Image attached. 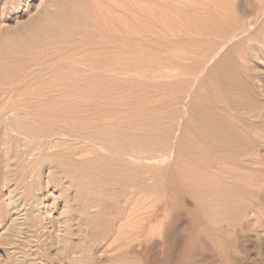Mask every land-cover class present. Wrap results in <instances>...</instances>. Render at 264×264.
Masks as SVG:
<instances>
[{"label": "rangeland", "instance_id": "rangeland-1", "mask_svg": "<svg viewBox=\"0 0 264 264\" xmlns=\"http://www.w3.org/2000/svg\"><path fill=\"white\" fill-rule=\"evenodd\" d=\"M50 1L57 2L0 0V40H7L0 41V54L14 42L39 39L29 28L23 38L9 35L57 11ZM109 2L111 54L123 68L108 82L71 84L83 92L49 104L44 121L61 136L48 140V148L37 136L27 146H0V264H264V19L260 10L252 14L257 0ZM91 9L84 12L91 15ZM91 23L83 27L94 30ZM218 24L234 32L221 49L214 32H203ZM189 53L193 62L212 64L200 70L192 91L202 126L184 127L187 140L175 160L171 134L162 146L156 140L163 130L169 133L172 120L158 129L154 113L171 112L177 85L191 92L175 74ZM44 78L52 87L60 81ZM6 131L12 133L0 124V135Z\"/></svg>", "mask_w": 264, "mask_h": 264}, {"label": "bare ground", "instance_id": "bare-ground-1", "mask_svg": "<svg viewBox=\"0 0 264 264\" xmlns=\"http://www.w3.org/2000/svg\"><path fill=\"white\" fill-rule=\"evenodd\" d=\"M109 1L110 0H108V2L106 0H57V2H56V0H55L56 3H54V1H50L49 6L58 5V10L57 11L53 10L56 12H54L53 14H50L53 11H50V13H49V11L47 10L48 12H46V13L48 16L42 17V14L41 15L39 14V16H41V17L37 16V18H35L30 23L21 25V26L17 27V29L10 31V35H9V33H6L10 37L12 35V37L14 39L15 38L14 35L16 36V34H18V35L21 34V36H22V34H24L25 30H27L29 28V30L31 29V31L33 30L32 32H36V34H38V36H35V37L36 38L38 37L39 39H35V38L34 39H28V41H26V42H24L22 40V42H18V43L17 42L15 43L13 41L15 45L13 44V46L10 48L4 47L3 50H5V51L1 50L3 53L1 52V54H0V119H1L0 124L3 123L4 129L9 130L8 132H10V133L12 132L8 136H7V134H8L7 131L5 132V136L2 135L3 133H1V135H0V146L1 147L4 146L8 142H9L8 145H10L11 147L12 146L15 147V144H17V143L24 145V143L26 144L27 141L28 140L30 141V139L33 138L34 136L35 137L37 136L36 139L39 138L38 139L39 141L42 139L43 143H45V147L49 146L50 144H49L48 140H51L53 138L54 139L59 138L61 136V134H60L61 131L58 132L59 130L55 127L58 130L56 132V130L52 129L53 126H51L52 127L51 128L52 130H51L50 128H48L50 126H47L46 125L47 123H45V121H44L43 115H46L50 112L49 104L54 103L57 100H62L63 98H65L64 96H66V95H77V94L80 95V93L83 92V90L70 87L71 84H80V83H91V84H93V83H97V82H101V81L108 82L115 76L116 69H122L123 68L122 63H120L114 57V55L111 54L112 37H111L110 33H112L111 30H113L112 20H113L114 16L111 15V8L113 6L110 7ZM102 2H103V4H102ZM10 4H11V0H10ZM48 4H49V2H48ZM257 4H258V7H257L258 9L256 8V10H255V6H254L253 7L254 10H252V11L254 12V11L258 10L257 12H259V10H260L261 13L263 14L262 19H264V0H257ZM102 6H105V7H102ZM89 7L93 8V11H92V9L90 11L93 12L95 17L91 13H90L91 15L87 14L88 10L90 9ZM46 8L48 9V7H46ZM84 9L87 10V13L84 12ZM45 11L46 10H44L43 15H46ZM64 12H65V14H63ZM252 14H256V13L254 12ZM111 16L113 17L112 19H111ZM45 17H47V18H45ZM48 17H49V19H48ZM116 17H119V16L117 15ZM254 17H256V16H254ZM44 18H45V20L48 19V24H46V22L44 21L45 22L44 28H42L41 30L38 31L36 29V27L38 28V26L35 27V25L36 24L40 25V24L44 23L43 22ZM257 19L258 18H256V21H257ZM262 19L260 18V20H262ZM49 21L51 22V24H49L50 23ZM90 21L93 23H91ZM40 22H42V23H40ZM261 22H263L261 24H262V27L264 28V21L262 20ZM89 23H91L95 29H100L101 31L99 32V30L97 31L95 29L94 30H90V29L88 30V29L83 27V25L87 26V24H89ZM213 26H215V27L212 29L205 28L207 30H204L203 32H205L206 35L208 34L207 36H209L211 34V36L214 37L212 34L213 32H214V34L217 35L218 38L215 37L214 39H216V38L218 39L217 42L219 45V49H221V47L228 46V44L225 42V39H226V37H228L229 35H231L234 32H232L230 30H228L230 32L226 31V29H227L226 27L228 25L226 27L219 26V24H218V26L217 25H213ZM257 26H260V25L257 24ZM31 27L32 28L35 27V28L32 29ZM42 27H43V24H42ZM39 28H41V26ZM208 28H209V26H208ZM228 28H230V27H228ZM232 28H234V27H232ZM34 29L37 30L39 33L37 31H35ZM233 31H234V29H233ZM244 32H246V31H244ZM6 34L4 36H2L3 39H7L8 35L6 37ZM33 34L34 33L30 34V35H32L31 38L33 37ZM77 34H78L79 38H77V36H76ZM27 35H29V34H27ZM247 35H249V34H247ZM10 37H9V39H10ZM261 37H263V36H261ZM21 38H23V36ZM26 38H27V36H26ZM16 40H18V39H16ZM0 41H1V43H3L5 40L1 39ZM5 42H7V40ZM220 45H221V47H220ZM38 47H41V48L38 49ZM15 51H17V52H15ZM210 51H211L210 54L215 53L214 49L210 50ZM10 52H13V53L15 52V53L13 55ZM16 53L17 54L19 53V56L18 55L16 56L15 55ZM219 53H220V51H219ZM9 55L10 56L13 55V56L10 57ZM186 59L189 60V62H182L179 66V69L175 70L176 71L175 74H177V77L179 79H183L185 81V83H187L191 87V92H187V90L185 89V87H183V85H181V84L177 85L175 90H173L175 97L170 104L172 106L171 112L168 111V113H165L162 111L163 114H161V112H158V114L154 113L155 114L154 116L156 118V120L154 122L155 123L154 126L158 129H162L163 127L166 126V124H165L166 118H168V119L170 118L172 120V121L170 120L172 123L169 121V123H171L169 133H167V129L163 130L160 134H158V137H156V140L162 146L165 141H168L166 139L167 138L166 136L167 135L169 136L171 134L172 143H173V146L175 148V154H174L175 160L180 159V147L187 140L186 137H182V131H183L184 127H186V126L190 127V131H194L197 128H200L202 126V124L201 125L199 124L201 122L200 121V115L195 113V110H194L192 91L198 85V79L196 77L200 74V70L202 68H206L208 70L212 64V63L206 64L210 60H208L207 62H204L203 60L201 62L199 60L193 62V60L195 58L190 56V53ZM198 59H200V58L198 57ZM201 59H204V58H201ZM196 62H198V63H196ZM44 74H51L55 78H57L58 81L59 80L61 81V79H59V77H60V78H62V80H64V82L66 84H64V82H61V86H62L61 87L60 84H58L60 82L59 81V82H56L59 86H57V84L55 83L57 87L56 86L52 87L51 85L47 86L46 85L47 82L44 78ZM181 75H183V76L185 75V77L181 78ZM44 83H45V85H44ZM252 102L250 101L249 103L251 104ZM68 110L69 109H66L65 112L69 113L71 111V110L70 111H68ZM73 112H75V111H73ZM260 112L264 114V105H263V107L260 108ZM36 116H38V117H36ZM123 118L125 119L126 117H123ZM168 119H166V120H168ZM65 120H66V118H65ZM218 121L219 120H216V123H218ZM221 121H224V120L221 119ZM67 122L70 125L66 124V126H69V128L71 130H73L71 128L72 127L71 124H74V123L73 122L69 123V119ZM90 123H88V125ZM207 123H209V122H206V124ZM58 124L60 126L62 123L59 122ZM82 124H83L82 126H84V128L86 129L87 123H86V125H84V123H82ZM93 124H95V123L93 122ZM120 124H121V122L118 123V125H120ZM164 124H165V126H164ZM167 124H168V121H167ZM77 126L78 125H76V127ZM82 126H81V128H82ZM120 126L122 127V125H120ZM204 126H205V124H204ZM93 127H95V126L93 125ZM121 127H118V130ZM58 128H60V127H58ZM69 128H68V130H69ZM78 128L80 129V127H77V129H75V130H78ZM91 128H92V126H91ZM91 128L88 127L87 129L91 130ZM60 130H61V128H60ZM68 130H64V131H68ZM71 130L69 131L70 134H72ZM108 130L109 129H107V131ZM92 131L95 132V130H92ZM107 131H106V135L109 133V131L108 132ZM110 132H112V131L110 130ZM118 133L119 132H117V133L115 132V136H117L116 134H118ZM222 133H223V135H225L224 130ZM74 135L75 136L72 135L74 137V139H75V137L77 138L76 134H74ZM106 135H105V137L103 136V138L107 139V137H108L107 140L110 141L111 139L109 140V138H111V137H109L108 135L106 137ZM205 135L206 134H204V136ZM220 135L221 134L219 132L218 136H220ZM87 137H90V136H87ZM92 138H95V137H92ZM54 139H53V141H54ZM63 139H65L64 142L67 141L66 138H63ZM104 139H100V140L103 144L105 143L104 145H106L108 141L105 140V142H104L103 141ZM193 139H194V137L191 136V140L189 141V139H188V142L193 143V141H192ZM61 140H59V141L61 142ZM79 140H81V139H79ZM86 140H90V139L85 138V141ZM112 140H114V139H112ZM37 141H34V142L37 144ZM45 141L48 144H46ZM59 141L57 142L58 144L60 143ZM64 142H62V143H64ZM70 144H72V146L76 145V143H74V142L70 143ZM78 144H79V142H78ZM113 144H114V142H113ZM110 145H112V144H110ZM26 146H27V144H26ZM161 146H160V149H162ZM42 147H44V145ZM19 148H21V146ZM23 148H21V150ZM128 149L131 150V148H128ZM11 150H14V149H11ZM7 152H8V150H7ZM14 154L15 153L12 154L13 157H14ZM235 156H237V154ZM15 157H18V156H16V154H15ZM20 157H21V155H20ZM29 158H30V156H29ZM14 160H16V158H14ZM18 160L19 159H17V161ZM110 160H112V159H110ZM123 160L121 159V161H123ZM146 162H149V160H146ZM151 164H153V163H151ZM123 165H125V162L123 163ZM19 166H20V164H19ZM138 166H140V165L139 164L137 165V167H136L137 169H138ZM6 174H7V176L10 175L9 172H6ZM18 176H19V174H18ZM4 177L2 179H5ZM136 177H137V175H136ZM143 177H144V175H143ZM6 178H8V177H6ZM141 179H139V180H141ZM18 182L21 183V181H18ZM8 183H10V182H8ZM15 183L18 184L17 182H15ZM133 183H134V181H133ZM13 184H14V182H13ZM150 184H152V183H150ZM2 185H5V184H2ZM133 185H135V184H133ZM149 187H151V186H149ZM195 187H197V186L192 185L191 189H193ZM12 188H13V186H12ZM132 192H133V190H132ZM135 192H137V191H135ZM131 193H130V195H131ZM137 197H138V195H137ZM127 200L128 199H126V202H127ZM105 201H106V199H105ZM128 202H129V200H128ZM84 205H85V203H84ZM87 205H88V203H86V206ZM91 217H89V218L92 219ZM34 219H37V218H34ZM87 220L89 221V219H87ZM88 221H87V223L89 224ZM36 223H38V222H36ZM67 223H68V221H67ZM70 223H72V222H70ZM83 224H84V222H83ZM231 225H232V223H231ZM235 226L234 225L230 226V229L228 232L229 236H233V233L231 231H235V228H233ZM62 239H64V238H62ZM69 241H72V240H69ZM67 246H69V245H67ZM72 249H74V248H72ZM72 249H71V251H73Z\"/></svg>", "mask_w": 264, "mask_h": 264}]
</instances>
